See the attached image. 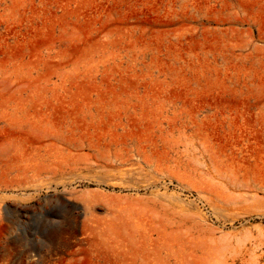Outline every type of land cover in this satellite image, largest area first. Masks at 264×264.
<instances>
[{"label": "rangeland", "instance_id": "rangeland-1", "mask_svg": "<svg viewBox=\"0 0 264 264\" xmlns=\"http://www.w3.org/2000/svg\"><path fill=\"white\" fill-rule=\"evenodd\" d=\"M0 264H264V0H0Z\"/></svg>", "mask_w": 264, "mask_h": 264}, {"label": "bare ground", "instance_id": "bare-ground-1", "mask_svg": "<svg viewBox=\"0 0 264 264\" xmlns=\"http://www.w3.org/2000/svg\"><path fill=\"white\" fill-rule=\"evenodd\" d=\"M81 212H82V210H81V208H80V211H79V213H78L77 215H78V216L81 215Z\"/></svg>", "mask_w": 264, "mask_h": 264}]
</instances>
